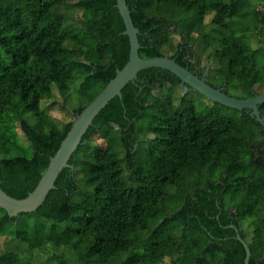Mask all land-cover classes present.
Instances as JSON below:
<instances>
[{
  "label": "trees",
  "instance_id": "trees-1",
  "mask_svg": "<svg viewBox=\"0 0 264 264\" xmlns=\"http://www.w3.org/2000/svg\"><path fill=\"white\" fill-rule=\"evenodd\" d=\"M125 2L140 58H173L200 77L204 66L195 68L193 52H206L214 38L208 77L220 81L207 83L227 95L228 86L238 90V99L255 94L264 77V0ZM115 6L0 0V187L8 196L33 191L85 107L67 111L72 118L60 126L48 115L55 102L40 108L52 86L64 93L81 79L83 94L99 88L91 102L126 64L129 42ZM186 14L193 25L184 30ZM206 18L219 36L174 44L173 35L185 39ZM137 78L94 118L35 212L10 218L0 209V241L8 247L0 264H244L236 234L249 264L264 263V130L249 111L223 116L209 100L206 114L184 96L174 106L168 96L180 81L168 71L147 69ZM259 112L264 119V103ZM139 134L147 137L140 149ZM34 252L49 258L35 262Z\"/></svg>",
  "mask_w": 264,
  "mask_h": 264
},
{
  "label": "water",
  "instance_id": "water-1",
  "mask_svg": "<svg viewBox=\"0 0 264 264\" xmlns=\"http://www.w3.org/2000/svg\"><path fill=\"white\" fill-rule=\"evenodd\" d=\"M124 24L123 35L129 42V55L122 69H116L114 77L106 86L89 102L84 109L75 116L69 131L60 143L56 153L50 157L48 166L42 174L32 192L23 199H15L8 196L0 187V209L10 217L20 214L35 212L45 201L50 190L54 189V183L59 173L69 167V159L79 146L83 135L92 125V121L98 113L115 97L121 99L122 89L129 83H134L139 72L157 68L173 74L180 81V87L191 88L205 97L207 100L236 111H249L250 117L264 130V119L260 116L259 107L264 103V94H254L245 99H238L225 94L221 88H216L203 79L180 66L175 59L168 57H153L142 59L138 51L139 31L133 26L129 9L125 0H116L115 6ZM233 227V226H231ZM245 251L244 264H249L250 252L247 244L236 234ZM264 264V263H263Z\"/></svg>",
  "mask_w": 264,
  "mask_h": 264
},
{
  "label": "rangeland",
  "instance_id": "rangeland-1",
  "mask_svg": "<svg viewBox=\"0 0 264 264\" xmlns=\"http://www.w3.org/2000/svg\"><path fill=\"white\" fill-rule=\"evenodd\" d=\"M68 1H73V0H68ZM181 22H180V27L182 29L185 30V28L187 27H191L193 25V20L190 18L189 14L186 15H182L181 16ZM209 22V18H206L203 25L199 26L196 25L193 30H192V35H186L185 39H180V37H178L177 35H173V42L174 44H178V43H182V45H184V43H186L187 41L192 44L193 43V38H195V36H199V35H211V36H219L220 33L218 31L214 32V27L212 28L211 25L208 24ZM186 34V32H185ZM213 40L214 38H211V42L209 40H207L206 42H210V45L212 47H210L209 49L206 50V52L204 50L201 49H197L196 51L193 52L194 55V61L193 64L195 65V68H200L202 66H204V71H203V76L204 79H209V81L211 83H215L220 81L219 79H215L212 76H209V64L211 65L213 63V59H212V50L213 49ZM205 42V44H206ZM170 55L172 54V51H166L165 50V55ZM215 79V80H214ZM85 88L84 86V82L81 79H76L73 82H71L69 84V89L64 92V93H60L56 90L55 86H52V95L48 98L45 99L41 102L40 104V108L44 111L47 108V104L51 103V102H55V106H53L51 108V110L48 112V115L55 119L56 121H58V123H60L59 125H63V123L71 120V116L69 114H67L66 112H72L82 106H86L89 102V100L98 92L99 88L97 89H90L88 92L86 93H82V90ZM221 89L223 87H220ZM253 90L255 92V94H264V77H263V81L261 82V84L259 83L258 85H255L253 87ZM227 93L229 96L231 97H238L240 95V92L235 89H232V87L228 86L227 89ZM168 93L166 92H162L161 95L159 93H155V96H166ZM185 97L184 99L186 101H188L189 103H191L194 106V109L197 113L199 114H206L207 111L212 107V103L209 102L205 97H203L201 94H199L197 91L191 89V88H185L184 86L175 88L171 93H169V96L172 100V103L174 106H178L179 101H180V97ZM60 106H63L65 108V111L61 110ZM219 114L223 115V116H227V117H234V118H238V111H232L233 109L230 108H226L224 106L222 107H218L216 106L215 109ZM151 113L150 110H148L145 115L148 116ZM26 118L29 119L30 123H34L33 122V118H30L26 115ZM144 120H139L138 125L139 126H143L144 125ZM14 131L17 135V140L19 141V143L21 145H26V142L20 132V130L18 129V127L16 126L14 128ZM138 139L140 142L144 141L143 143H140L139 145V149L143 148V146L145 145V140L147 139V137H145L143 134H139L138 135ZM92 140L95 141L96 143H98L99 145H101L102 147L105 146V142L104 140L100 139L98 137V135H94L92 137ZM6 247L5 250L8 249L7 245L2 243L0 241V253L3 251V247ZM43 257H40L38 253L34 252L33 253V257H34V261L35 258H37V261H41V262H46L48 260V255H42ZM36 262V261H35Z\"/></svg>",
  "mask_w": 264,
  "mask_h": 264
},
{
  "label": "flooded vegetation",
  "instance_id": "flooded-vegetation-1",
  "mask_svg": "<svg viewBox=\"0 0 264 264\" xmlns=\"http://www.w3.org/2000/svg\"><path fill=\"white\" fill-rule=\"evenodd\" d=\"M194 72H196V71H194ZM200 78L204 79L203 73L200 74ZM136 80H138V78ZM216 88H219V87H216ZM222 90H223V88H222Z\"/></svg>",
  "mask_w": 264,
  "mask_h": 264
}]
</instances>
